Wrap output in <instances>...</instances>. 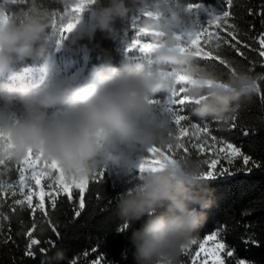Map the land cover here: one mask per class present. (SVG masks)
Returning a JSON list of instances; mask_svg holds the SVG:
<instances>
[{"label":"clouds","instance_id":"9594fccd","mask_svg":"<svg viewBox=\"0 0 264 264\" xmlns=\"http://www.w3.org/2000/svg\"><path fill=\"white\" fill-rule=\"evenodd\" d=\"M70 0L64 24L78 20L65 41L76 43L96 31L116 34L115 22L136 6L160 11L164 18L143 19L142 26L164 33L150 50L151 62L126 57L119 66H101L84 80L49 75L31 87L10 86L5 77L26 60H46L60 34L50 31L51 12L41 0L0 15V132L11 147L0 156L22 159L29 150L42 151L69 176L91 177L107 167L124 173L139 168L154 145L175 143L173 118L151 101L177 88L175 73L195 78L187 93L199 103L192 114L201 120H227L233 101L257 92V78L243 68L221 83L208 86L219 75L198 63L192 49H182L178 25L190 26L186 0H95L82 13L72 11ZM90 9L86 20L84 13ZM175 13V20L168 17ZM63 24V25H64ZM86 25V27H85ZM203 162L191 157L145 171L140 182L116 198L117 214L133 249L135 264H182L184 249L201 226L203 210L210 208L211 185L201 178ZM143 220L140 227H134Z\"/></svg>","mask_w":264,"mask_h":264},{"label":"trees","instance_id":"16d2710c","mask_svg":"<svg viewBox=\"0 0 264 264\" xmlns=\"http://www.w3.org/2000/svg\"><path fill=\"white\" fill-rule=\"evenodd\" d=\"M187 3L200 2L205 5L214 3L224 4L229 11L228 24L225 28H216L217 34L205 43L201 38V45L206 51H212L214 55H220L236 68H243L257 78L259 91L251 97L241 96L233 101L235 111L227 120L208 118L201 120L192 114V106H185L180 114L189 117L181 126L188 129L189 135L193 132L192 124L199 123L201 127L208 126L212 145L204 152H197L191 145L197 143L196 137L189 141L181 138L185 147L189 148L187 157L209 163L217 158L219 153L220 164L229 168L234 175L218 177L215 181H209L211 185L210 208L203 210L201 226L194 233L188 253L182 256V264H191L192 257L199 250V244L204 243L208 236H214V240H208L205 248H212L217 243H224L225 264H235L239 259H244L249 264H264V57L259 55L264 47L259 44L264 37V0H186ZM70 0H41L44 8L51 12L53 25L50 31L57 34L64 24V16L68 13ZM28 0H0L3 11L10 14L12 10L26 7ZM90 12V9H88ZM136 6L132 7L128 15L115 22L116 34L109 35L103 31H96L94 38L85 37L76 42V46L85 48L86 70L84 75L88 77L90 71H95L101 66H119L128 56L137 59H145L151 62V58L137 51H125L127 40L133 38L136 29L133 26L134 19L140 15ZM231 32L235 39L228 35ZM238 41V42H237ZM236 47L244 55L241 56L231 47ZM219 45V47H217ZM56 44L49 49L46 60H26L16 65L15 70L5 77L10 86L26 85L27 79L23 75H32L34 82L44 72V67L55 52ZM198 63L214 72L220 78H230L227 70L217 61L198 60ZM251 69V71L249 70ZM179 86H177V89ZM235 124L236 127H231ZM175 137L179 134L173 122ZM247 132V135H245ZM233 144L241 148L245 155L252 157L248 166H244L242 159L237 157L229 165L224 160L228 152L227 144ZM223 149L221 152L220 150ZM149 155V154H147ZM185 154L176 150L175 158ZM253 162L259 167H253ZM15 160L7 166H0V264H135L133 249L124 232L118 229L124 224L117 214L116 198L120 193L126 192L140 182L142 174L139 168L124 173L116 167L108 168L102 181H97L98 172L88 177L89 183L85 191V207H78V189H73V199L69 201L61 192L56 196V207L51 206L52 200L45 195V208L36 207L39 203L38 193L44 181L33 194L35 212L28 208L27 203L18 205L16 200L21 196L12 191L13 182L19 177V167ZM246 168H252L248 172ZM240 169H245L239 171ZM203 170H208L203 163ZM11 185L8 187L6 185ZM25 191H30L25 188ZM80 215L75 216V212ZM143 220L137 221L134 227H140ZM35 227L33 228V225ZM55 229V231L53 230ZM39 240L38 245L32 246L35 256L27 255V245L30 243L28 232ZM57 233L59 235H57ZM46 251L40 253L39 249ZM233 251L232 257L225 253ZM207 260L212 264L210 256L201 253L197 258V264Z\"/></svg>","mask_w":264,"mask_h":264},{"label":"snow or ice","instance_id":"6c2138e0","mask_svg":"<svg viewBox=\"0 0 264 264\" xmlns=\"http://www.w3.org/2000/svg\"><path fill=\"white\" fill-rule=\"evenodd\" d=\"M15 2V0H13ZM95 0H78V3L72 6V11L79 14L82 13L85 7L91 3H94ZM202 3H188V10L192 17V23L190 26L183 27L178 33L177 36L182 40V51L185 49H192L197 60L204 61H217L220 65H222L228 72L231 77L235 74L237 68L232 66V64L223 59L220 55H214L212 51H206L205 48L201 45V38L205 39V43L211 38V33L209 32V26L215 25L216 28H225L228 24V18L230 16L229 11L223 10L218 11L217 9H212L209 14V19L206 23H201L196 10L202 7ZM4 11L0 10V15H4ZM165 14L160 11L148 10L145 11L143 18H154L159 20L164 18ZM171 20H175L176 14L169 13L168 17ZM78 20L69 21L67 24H64L60 29V38L57 41V45L61 46L64 39L68 37L75 29ZM165 34L153 27L138 25V31L136 33L135 38L129 45V51L138 49L141 53L145 55L149 54L150 50H154L155 47H158L160 44V38ZM229 36L235 39L233 33L229 32ZM147 38V39H145ZM238 42V41H237ZM259 44L264 47V37H261L259 40ZM219 47V45H217ZM231 47L236 49L239 55L243 56L244 54L239 51L236 47V43H231ZM259 55L264 57V51H260ZM251 71V69H249ZM177 85L179 88H175L169 93L166 94L164 99L154 98L151 102L163 110L169 112L173 118V122L178 129V135L175 137V143H170L167 148H162L160 146L154 145L150 147L148 151V156L145 161L139 165L140 173L143 174L145 171H156L160 170L168 163H175L178 159H184L187 157L186 154L189 153V148L185 147L184 143L181 142V138H187L189 141L192 140V137H198L201 133L205 134V136H211L209 132V128L207 125L201 127L199 123L192 124L193 132L191 136L189 135L188 129L181 126L183 121H188L189 117L180 114L181 111L185 109V106H193L196 103H199L198 99H194L189 96L187 93V87L193 83H195V78L186 72L175 73ZM224 81L222 78L220 81L209 79L206 81L208 86H212L213 84L221 83ZM222 86H227L223 85ZM257 91H259V84L257 83ZM231 127L235 128L236 125L232 124ZM247 135V132H245ZM213 141L216 140L215 136H211ZM11 147L10 139L6 138L2 132H0V151L5 150ZM191 147L197 152H203L205 145L203 143H194ZM228 152L224 155V160L231 165L233 160L237 157L242 159L243 165L248 166L250 161H252V157L249 155H245L241 148L236 147L233 144H227ZM176 150H180L185 155L180 158H175ZM221 152L223 149L220 150ZM15 160L19 165V185L20 190L23 192L25 188H28L31 194H25L23 200H16L15 203L18 205H24L27 203L28 208H31L33 212L36 211L33 205V194L35 186H40L41 181L47 176L51 177L53 183L57 184L59 187L55 189L57 194L61 191L67 197L69 201L73 199V189H78L79 202L78 207L82 210L85 207V191L89 183L88 177H77V176H69L67 175L63 168L59 165L58 162L54 160H50L46 158L42 151L38 150H29L28 154L24 156L22 159H15L11 156H0V166H7L9 162ZM207 165L208 170H203L201 173V178L208 181H215L218 177H223L225 175H234L229 168L221 165L219 171H214L217 168V165L220 164L219 153H217V158H214L209 163L207 160L203 162ZM253 167H259V165L253 162ZM108 168L105 167L98 172L97 181H102L105 177V173ZM245 169H240L239 171H243ZM248 172L252 171V168H246ZM53 171L58 173L56 176H52ZM11 187V185H8ZM39 195V203L36 205L37 208L43 210L45 208V191L43 186H41V190L38 193ZM49 195H51L49 193ZM51 206L54 209L56 207V197L52 196ZM80 211L75 212V216H79ZM35 224L33 225V228ZM55 231V229H53ZM127 230V225L123 224L118 231L124 232ZM57 235H59L57 233ZM28 237L30 238V243L27 245L28 251L27 255L30 257L35 256V253L31 250L33 245H38L40 243L39 240L32 237V232H28ZM214 236H208L204 243L199 244V250L195 253V256L192 257L191 264H197V258L200 257L201 253H204L205 256H210L212 259V264H225L224 256L221 253H224L226 245L224 243H217L212 248H205V244L208 240H214ZM197 243L196 240H192L190 244L195 245ZM190 244L185 247L184 253H188ZM40 253H44L46 249L40 248ZM227 257L233 256V251L229 250L225 253ZM72 264H76L75 261ZM93 264H100L99 261L93 262ZM200 264H207V260L201 261ZM235 264H249L248 261L244 259H239L235 262Z\"/></svg>","mask_w":264,"mask_h":264},{"label":"rangeland","instance_id":"374dc122","mask_svg":"<svg viewBox=\"0 0 264 264\" xmlns=\"http://www.w3.org/2000/svg\"><path fill=\"white\" fill-rule=\"evenodd\" d=\"M202 5L203 6L200 7L199 9H197L196 13H195V14H198L201 23H206V21L209 19V14H210L212 9H217L218 11L227 10L226 6L224 4H221V3H214L211 5L202 4ZM0 9H2L1 6H0ZM144 13H145V11H141L140 15L134 19L133 26L136 29V33L138 31V25L141 24L142 20L144 19L143 18ZM89 14H90V12L88 11V9H86L85 13H84L86 20L89 18ZM187 26L188 25L181 23L180 25H178V29L180 31L183 27H187ZM85 27H86V25H85ZM60 29H59L57 34L60 33ZM209 32L212 34L211 38L216 36L217 29H216L215 25L209 26ZM135 36H136V34H135ZM135 36L133 38L127 40L125 51L129 50V45L132 42V40L135 38ZM145 39H147V38H145ZM137 50L138 49H135V51H137ZM132 51H134V50H132ZM135 55L137 56L139 54L137 52H135ZM87 56H88V53H87L86 49L76 46V43H73L71 40L65 41V44L63 46H58L56 44L55 52L48 59L46 65L44 67V72H42L41 75L37 77L38 78L37 81L40 82L42 80H45L49 75H53V74H55V75H67V76H70L73 79H76L78 81L84 80L87 78V76L84 75V72L86 70L85 62H86ZM92 72H94V71H90L89 74ZM22 78H24V80L26 78H28L26 82L29 85V87L32 86L34 79H33V76L31 74L28 76L23 75ZM165 97H166V94H161L157 98L164 99ZM196 140H197V143H203L205 145L203 152L206 151L207 147L209 145H212V143H213L212 140L210 139V137L205 136V134H203V133H201L198 137H196ZM56 175H58V173L53 171L52 176H56ZM18 181H19V177L13 182V188L14 189L12 191L17 192L21 196V200H23L25 194H31V192L25 191V189L22 192L20 190V185H19ZM43 181L45 184L43 187L44 191H45L46 195L49 196L50 199L52 198V196L56 197L57 195H59L62 192L61 191L59 194H57L55 189L58 188L59 186L57 184L53 183L51 177L46 176L43 179ZM6 186H8V184ZM37 190H38V186H35L34 191H37ZM49 193L51 195H49Z\"/></svg>","mask_w":264,"mask_h":264},{"label":"bare ground","instance_id":"6f19581e","mask_svg":"<svg viewBox=\"0 0 264 264\" xmlns=\"http://www.w3.org/2000/svg\"><path fill=\"white\" fill-rule=\"evenodd\" d=\"M0 10H2V9H0Z\"/></svg>","mask_w":264,"mask_h":264}]
</instances>
